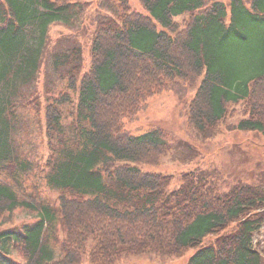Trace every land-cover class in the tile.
I'll return each instance as SVG.
<instances>
[{"label":"trees","instance_id":"trees-1","mask_svg":"<svg viewBox=\"0 0 264 264\" xmlns=\"http://www.w3.org/2000/svg\"><path fill=\"white\" fill-rule=\"evenodd\" d=\"M137 1L147 15L117 0L113 15L97 21L81 74L79 48L72 59L54 60L55 71L69 66L66 89L77 96L72 142L59 107L70 102L68 92L45 95L43 109L35 95L26 101L44 121L52 202L18 179L31 164L12 153L0 88V264H115L142 254L179 257L189 248L196 250L188 264H264L254 243L264 189L236 183L221 191L212 175L192 170L171 187V175L127 163L158 164L172 149L169 136L159 127L139 135L124 128L154 95L193 90L184 113L195 131L215 132L235 113L230 105L241 103L235 128L264 137V0ZM84 4L0 0V84L31 77L48 26L70 23ZM18 208L36 220L3 228ZM208 236L214 239L203 244ZM12 252L22 261H10Z\"/></svg>","mask_w":264,"mask_h":264},{"label":"rangeland","instance_id":"rangeland-1","mask_svg":"<svg viewBox=\"0 0 264 264\" xmlns=\"http://www.w3.org/2000/svg\"><path fill=\"white\" fill-rule=\"evenodd\" d=\"M227 1V0H223ZM83 11L71 22H55L48 26L45 41L41 46L38 69L24 80V75L12 77L6 87L0 88L7 98L9 116L10 146L14 156L30 162V168L25 175L18 177L27 193L33 188L38 191V199L54 201L57 191L51 189L46 182L45 174L48 168L44 163L50 154L48 141L44 133V121L30 105L26 104L32 96H37L44 106L45 95L57 96L61 91L70 94V102L62 104V122L68 140L73 141L72 134L76 125V92L66 89V71L68 65H60L54 69V60L72 59L81 51V72L89 65L90 43L97 21L113 15L117 8V0H81ZM132 10L147 15L137 0H128ZM182 17H176L179 21ZM29 28V27H28ZM158 28V25H157ZM31 36V30L27 29ZM79 74V75H80ZM193 90L181 97L171 91L156 94L149 98L146 108L131 122H125L124 128L132 135H139L148 129L159 127L171 140L172 149L162 156L158 164L146 165L130 163L143 172L168 174L173 177V185H178L179 176L187 171L210 174L217 181L221 191H226L236 183H248L264 189V137L255 131H243L235 128L243 117L241 103L231 104L229 109L235 113L221 122L213 133H199L189 127L184 113V104L193 94ZM119 164L124 162H118ZM1 179L8 181L5 175ZM9 182V181H8ZM9 222L3 228H16L24 223L36 220L34 214L18 208L9 216ZM208 236L203 244L213 240ZM254 243L260 250L264 260V221L254 233ZM195 248H189L179 257H155L149 254L124 256L115 264H188V259L194 254ZM10 261H22L19 254L13 253ZM83 264H89L86 259Z\"/></svg>","mask_w":264,"mask_h":264}]
</instances>
